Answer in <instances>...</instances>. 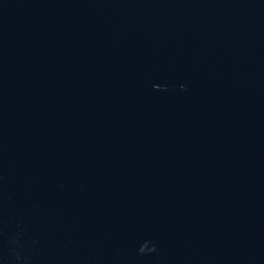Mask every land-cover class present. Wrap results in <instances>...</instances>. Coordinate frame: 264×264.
Wrapping results in <instances>:
<instances>
[{"label":"water","instance_id":"water-1","mask_svg":"<svg viewBox=\"0 0 264 264\" xmlns=\"http://www.w3.org/2000/svg\"><path fill=\"white\" fill-rule=\"evenodd\" d=\"M0 264H264V0H0Z\"/></svg>","mask_w":264,"mask_h":264}]
</instances>
